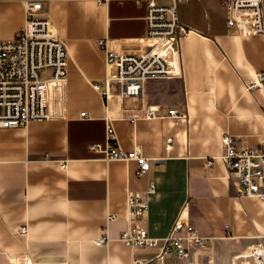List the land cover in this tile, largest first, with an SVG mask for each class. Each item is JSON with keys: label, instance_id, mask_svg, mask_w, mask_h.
<instances>
[{"label": "crops", "instance_id": "1", "mask_svg": "<svg viewBox=\"0 0 264 264\" xmlns=\"http://www.w3.org/2000/svg\"><path fill=\"white\" fill-rule=\"evenodd\" d=\"M42 1L51 31L69 52L68 110L63 119L0 128V264H16L22 253L34 264L147 261L183 211L199 235L215 237L213 261L204 264H240L242 254L264 245V201L241 195L220 159L206 165L223 152L224 133L240 145L264 137V87L246 85L264 70V35L230 28L223 0H186L179 11L187 31L178 40L184 77L148 79L139 96H123L112 79L105 97L112 69L99 41L143 51L146 2ZM24 24L25 0H0V40L13 39ZM149 107L162 116H147ZM170 109L186 116L170 117ZM107 120L120 147L141 148L150 160L147 173L137 174L134 159L107 160L91 150L93 143L106 144ZM151 182L155 191L146 196L141 223L161 240L132 247L120 238L129 225L128 193H143ZM110 214L116 218L109 221ZM164 264L187 263L171 254Z\"/></svg>", "mask_w": 264, "mask_h": 264}, {"label": "built area", "instance_id": "2", "mask_svg": "<svg viewBox=\"0 0 264 264\" xmlns=\"http://www.w3.org/2000/svg\"><path fill=\"white\" fill-rule=\"evenodd\" d=\"M109 1V0H104ZM147 4V39L143 51H119L105 46L107 63L112 69L105 81L102 95L109 97V84L117 80L123 96H139L144 83L153 78L184 77L181 51L178 40L187 28L182 24L179 5L186 0H171L161 4L158 0H135ZM227 9L228 25L246 36L264 35V0H223ZM42 0H25V24L13 39L0 40V128L25 126L30 121L63 119L68 110V64L69 52L66 43L51 31V21L42 12ZM49 70L50 75L42 77ZM249 89L264 87V70L246 83ZM100 90L101 83H94ZM87 116L86 111L81 113ZM149 117H161L155 107L147 110ZM168 116L185 117L186 114L170 109ZM117 135L111 120L106 124V144L93 143L92 151L103 152L107 160L134 159L139 164L137 174L144 175L150 169V160L140 147L127 151L117 143ZM173 138H167V147ZM223 152L207 158L206 165H213L220 159L228 169V176L241 195L258 197L264 201V137L256 144L240 145L229 133L222 136ZM155 191L150 183L146 191L129 192L127 197L129 225L120 238L132 247H155L161 239L149 235L141 220L148 212L147 195ZM116 218L110 214L108 220ZM23 227L21 232H26ZM215 237L198 234L188 215L180 213L159 253L136 264H164L167 255H175L187 264H204L214 258ZM102 237L100 242H104ZM240 264H248L253 258L255 264H264V245L254 246L241 255ZM16 264H34L31 257L22 253Z\"/></svg>", "mask_w": 264, "mask_h": 264}, {"label": "rangeland", "instance_id": "3", "mask_svg": "<svg viewBox=\"0 0 264 264\" xmlns=\"http://www.w3.org/2000/svg\"><path fill=\"white\" fill-rule=\"evenodd\" d=\"M50 75V71L49 70H46L44 72H42V77H47Z\"/></svg>", "mask_w": 264, "mask_h": 264}, {"label": "bare ground", "instance_id": "4", "mask_svg": "<svg viewBox=\"0 0 264 264\" xmlns=\"http://www.w3.org/2000/svg\"><path fill=\"white\" fill-rule=\"evenodd\" d=\"M149 40V39H148ZM149 42H150V40H149Z\"/></svg>", "mask_w": 264, "mask_h": 264}]
</instances>
